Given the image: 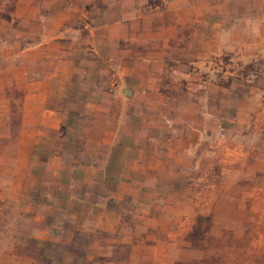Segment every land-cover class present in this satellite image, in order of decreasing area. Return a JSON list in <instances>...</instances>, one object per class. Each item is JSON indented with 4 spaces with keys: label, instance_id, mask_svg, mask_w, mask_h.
<instances>
[{
    "label": "crops",
    "instance_id": "1",
    "mask_svg": "<svg viewBox=\"0 0 264 264\" xmlns=\"http://www.w3.org/2000/svg\"><path fill=\"white\" fill-rule=\"evenodd\" d=\"M243 1V8L239 0L14 1L9 25L16 21L18 26L10 29L16 36L11 47L17 50L6 57V89L14 88L19 73L23 92L19 132L13 136L9 97L0 90V264H96L95 258L113 255L111 245L155 240L135 231L158 223L157 210L163 207L155 200L137 207L141 199L136 194L106 190L112 189V179H143L144 170H149L144 185L155 184L161 159L157 152L142 151V127L130 124L127 137L119 120L67 123L58 115L90 114L100 100L101 110L117 113L118 119L144 108L157 113L177 83L187 93L191 88L185 68L190 56L226 54L233 72L259 60L264 64V0ZM83 7L92 21L87 27L80 24ZM227 15L231 22L221 20ZM242 18L244 24L235 22ZM34 23L37 31L25 27ZM31 36L33 43L18 49L17 38ZM86 51L92 56L88 61L80 55ZM36 52L50 67L40 75L19 71L26 63L15 58ZM95 63L101 68L95 69ZM96 72L101 76L92 75ZM237 81L243 88H237L239 96L227 108L233 126L241 114L251 118L257 112L253 103L264 97V72L245 78L233 74ZM79 85L91 89L82 91ZM207 85L214 92L222 89L213 82ZM51 97L74 101L51 106ZM141 99L156 100L141 104ZM76 132L81 136L79 154L70 149ZM61 140L68 146L63 151ZM177 141L187 145L185 138ZM158 142L151 139L150 145ZM223 142L219 138L215 145ZM172 144L166 139L167 158L173 157ZM236 147L229 161L237 159ZM126 227L133 233L124 232ZM148 248L156 258L155 245Z\"/></svg>",
    "mask_w": 264,
    "mask_h": 264
},
{
    "label": "rangeland",
    "instance_id": "2",
    "mask_svg": "<svg viewBox=\"0 0 264 264\" xmlns=\"http://www.w3.org/2000/svg\"><path fill=\"white\" fill-rule=\"evenodd\" d=\"M14 1L0 0V90L9 97L8 120L13 136H16L21 122L23 81L21 74L17 73L14 88L6 89L8 72L5 71L7 55L17 50L11 47L16 36L10 29L16 31L18 26L16 21L9 25ZM237 4L243 8L245 3L239 0ZM85 11L83 7L79 19L81 26L87 27L92 21ZM221 20L231 22L232 18L227 15ZM244 21L242 18L235 22L244 24ZM25 27L37 31L35 23ZM17 40L21 50L28 43H33L34 37ZM81 54L83 60L92 59L88 51ZM227 58L223 53L219 56H190L185 68L191 77V88L187 93L184 85L177 83L168 93L169 104L165 103L157 113L144 108L141 114L126 113L118 119L117 113L107 114L101 110L100 100V106L90 114L58 115L67 123L77 119L83 123H101L111 118L119 120L127 137L132 133L127 127L135 123L142 127V151L147 149L160 155L158 177L152 188L144 185V181L149 180L145 179L149 170L141 173L143 179H112V189L106 188L114 193L123 190L125 194H136L141 199L137 207L144 208L152 200L163 207L157 210L158 223L153 221V226L142 224L135 231L142 237L153 236L155 240L111 245L113 255L95 258L96 264H264V97L254 101L257 112L251 118L243 113L239 116V124L234 126L233 113L227 110L229 105H233V99L239 96L237 88H243L244 84L233 82V74L243 78L251 74L257 76L264 72V64L259 60L255 64L237 67L233 72V67L227 66ZM15 59L25 60L24 68L19 69L25 73L40 75L42 70L50 67L39 59L37 52ZM98 65L95 63V69ZM92 75L101 76L98 72ZM197 81L202 84L194 87ZM212 82L222 89L214 92L207 85ZM88 88L84 85L79 89ZM147 100L141 99L140 103L147 104L156 99ZM73 101L51 97L47 104L64 106ZM167 104L175 110L171 111ZM153 123H157V129L150 127ZM220 123L223 124L220 129H215V125ZM49 133L53 135V132ZM59 135L63 139L68 137L66 131ZM80 137L74 133L70 145L77 154L82 150ZM177 138L179 141L185 138L187 145L176 142ZM197 138L202 145H197ZM219 138L224 142L215 145ZM151 139L159 142L151 146ZM166 139L174 144L171 147L174 149L172 158L166 156ZM59 144L61 151L68 147L64 140ZM233 144L237 146V159L229 161ZM100 150L103 151L104 147L101 146ZM125 218L131 222L128 215ZM124 232L133 233V229L126 227ZM150 245L157 249L156 258L150 257Z\"/></svg>",
    "mask_w": 264,
    "mask_h": 264
}]
</instances>
